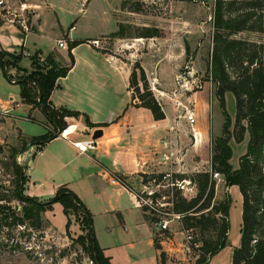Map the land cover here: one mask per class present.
Masks as SVG:
<instances>
[{
  "label": "crops",
  "instance_id": "1",
  "mask_svg": "<svg viewBox=\"0 0 264 264\" xmlns=\"http://www.w3.org/2000/svg\"><path fill=\"white\" fill-rule=\"evenodd\" d=\"M36 6L40 7L36 29L25 33L16 25L5 21L0 24V46L9 52L22 53L20 66L27 72H31L32 57L36 52H39L41 60L54 51L60 52L62 55L60 60L55 61L58 67H63L67 66L69 61L71 41H83L71 50L75 63L66 76L57 79L50 101L56 108L80 111L81 116L86 115L96 125L90 126L86 123V118H84L85 123L80 118L78 122L80 129L67 137L60 135L43 143L29 142L26 149L17 156L18 161L24 165L26 176L24 193L45 201L53 197L61 186H67L79 196L91 212L95 210V204L99 205L101 215H104L105 219L109 218L112 221L114 215L117 217V222L113 220L111 225L108 223L105 225L110 234L121 230L124 233L122 236L126 238L125 234L129 232L131 225L148 230L145 244L141 242L142 234L137 235V242L125 241L117 244L111 238V241L106 243L98 233L99 222L96 214L92 212L96 237L112 264H161L162 252L165 264H174L172 260L176 257L185 261L189 255L188 251L192 249L184 245L183 238L177 240L171 230L162 232L155 225L153 226L145 213L137 207L134 191L143 188L146 176L166 171L185 175L200 172L199 167L203 166L209 157L208 142L213 139V135L215 137L223 135L225 122L223 116L222 131L216 133L214 120L217 113L222 114V109L216 94L215 100L213 98L212 86L210 85V89L202 86L196 91L187 89L185 96H183L182 89L177 87L170 93L167 82L178 80V75L173 72L168 78L169 50L162 45L166 39L165 36L140 37L127 34L111 37L112 41H110L108 35L117 32L118 29L102 32L95 37L82 33L76 35L77 23H73L68 31L64 30L61 15L56 12L55 7L47 3L45 6L47 8L50 6L52 11L57 13V27L65 31L68 49L58 48L57 43L61 37L55 38V43L50 50L42 49L38 45V40L44 29L41 15V9L44 6ZM81 13L86 14L87 9L84 8ZM111 19L117 24L114 16H111ZM72 26L75 27L72 28ZM138 39H148V44L154 43L158 50L160 49V53L153 57V48L150 46L142 53L141 48H137L136 45ZM94 40H99V44H94ZM83 47L85 50H81ZM63 50H68L67 54L63 53ZM184 53L183 45L182 48H176V56L182 58ZM137 61H140L149 80L154 81L163 103L174 107L171 111L163 108L166 114L163 119H155L150 109L136 106L137 100L132 101V92L129 89L130 74ZM10 81L0 65V146L6 144L8 147L20 148L24 140L43 136L49 132L50 127L46 125V118L38 107H32L22 101L20 85V100L15 101L11 88L18 83ZM228 93L232 92L227 91L225 94L226 107H228ZM189 101L196 103L195 108L188 110L194 113L197 126L202 132V141L197 144H193L191 126L186 113L179 109L181 105L187 106ZM227 110L234 123L236 101L235 114L229 108ZM28 116L36 118L35 120H38L40 124L30 122L33 119ZM243 122L246 126L248 125L246 120ZM74 126L76 127L77 124ZM97 129H101L103 134L97 138L94 148L81 153L73 146L71 141L88 139ZM249 140V130L245 132L244 140L239 143L232 137L229 144L233 153L234 145H241L245 142L248 146ZM164 142H170V147H165ZM247 146L241 155L247 151ZM170 152L173 153L172 160L164 161L163 154ZM230 163L234 169H237L240 165V158L239 162L234 164L232 154ZM116 175L122 177L126 183L120 182ZM216 181L213 204L224 201L227 193L231 195L232 188H239L238 185H227L224 176ZM219 185L224 186L223 196L217 194ZM124 195L128 196L132 209L136 212L128 211V208L121 202ZM230 210L227 245L210 257L206 264H226L221 261L219 255L228 247L231 249L227 264H232L234 249L241 244L243 197L238 222L240 238L234 245L229 243L232 229ZM50 211L47 210L45 213L50 215ZM43 216L45 219H50L44 213ZM131 219L136 220L134 225L130 222ZM155 239L159 247H156ZM119 245H127L129 252L124 258L116 260L115 254L118 252Z\"/></svg>",
  "mask_w": 264,
  "mask_h": 264
},
{
  "label": "trees",
  "instance_id": "2",
  "mask_svg": "<svg viewBox=\"0 0 264 264\" xmlns=\"http://www.w3.org/2000/svg\"><path fill=\"white\" fill-rule=\"evenodd\" d=\"M140 10V6L133 8V11ZM213 26L214 45L210 55L209 72L210 79L215 84V94L220 101L225 119L223 135L216 137L213 142V169L225 176L227 185H238L243 197L241 244L234 249L232 264H264V43L231 37L244 30L264 33V0H215ZM113 35H123V33L119 30ZM160 36L162 35L159 28L151 27H147L140 35V37ZM82 42L71 41L70 65L59 68L56 66L46 72L41 70L42 65L38 60L39 52L32 57L31 72H27L19 64L23 54L19 53L15 56L17 61L13 65L18 73H21L18 74L16 83L21 87L22 101L32 107H38L46 118V125H52L56 129L53 133L49 130L43 136L32 138L31 143H43L60 136L67 124V116L82 115L77 110L56 108L50 101L57 79L66 76L75 63L71 50ZM186 50L189 52V46H186ZM5 55L13 54L4 49L0 50V65L6 77L11 80L6 68L11 62L5 58ZM129 89L132 92V101L137 100L136 106L150 109L155 119L166 117L161 103L152 92L146 72L139 62L133 65ZM37 90H40V94ZM227 91H231L235 96L234 123L226 107L225 94ZM84 116L88 125H96L86 115ZM28 117L32 119L31 116ZM244 120L247 121V126ZM247 130L250 133L247 151L241 155L239 167L234 169L230 163L233 151L229 142L232 137L238 143L243 141ZM27 144L28 142H23L20 148L9 147L16 178L13 195L24 205L20 215L11 205L0 206L2 214L0 230L4 226L12 227L26 221L34 228L40 229L42 213L51 210L55 203H61L65 215L68 216L67 228L71 225L70 209L76 215L83 213L86 223L84 230H87L85 237L88 240L87 251L93 263L112 264L96 237L93 213L75 192L67 186H61L53 197L45 201L24 193L26 176L25 172L21 175L22 168L17 162V156L26 149ZM189 175L198 182V194L190 200L180 198L175 209L192 213L185 216L184 226L199 229L203 245L199 249L197 264H206L210 257L227 245L232 199L227 193L224 201L213 204L217 181L211 179L207 171L194 172ZM178 176L186 175L178 174ZM149 177L146 176L144 180L147 181ZM116 178L126 183L122 177L116 175ZM205 195V199L198 205ZM146 217L150 219L147 215ZM154 241L156 247H159L157 240ZM161 264H165L163 252L161 253Z\"/></svg>",
  "mask_w": 264,
  "mask_h": 264
},
{
  "label": "rangeland",
  "instance_id": "3",
  "mask_svg": "<svg viewBox=\"0 0 264 264\" xmlns=\"http://www.w3.org/2000/svg\"><path fill=\"white\" fill-rule=\"evenodd\" d=\"M12 2L13 0H11V3ZM20 2L30 4L29 6L33 10V12L29 14L30 31L36 29L39 21L37 14L40 12V7L36 5L44 6V8L41 9L44 29L39 37L38 45L45 50H50L52 48L55 43V38H66L64 30L68 31L73 23H77L76 26L78 27V30L76 35H81L82 33L92 37L99 36L102 32H108L115 29H118V31L121 30L123 35L129 34L140 36L147 27L159 28L161 35L166 38L162 45L166 46L169 50L168 78H170V74L173 72L178 75V80H168L167 84L169 86V92L171 93L174 91L173 89H176L177 87L182 89L183 96H185L187 89L196 91L200 90L202 86H206L210 89L211 85L213 88L211 89L213 98L215 100V86L214 84L212 85L209 72L210 55L214 45L213 18L215 0H127V2L125 0H87L85 7H83V9H87L86 14L81 13L82 6L80 5V0H16L14 1V4L19 6ZM46 3L55 7L56 12L61 15L62 23L65 28L64 30L57 27V13L52 11L50 6L47 8L45 6ZM138 6H140L141 10L133 11V8ZM111 16H114V19L117 20V24L111 19ZM5 21H8L6 17H0V24L5 23ZM108 37H110L109 40L112 41L111 37H114L113 33L108 35ZM231 37L250 42L264 43V33L256 31L244 30L233 34ZM66 40L68 41V39ZM147 40L148 39H138L136 44L137 48H141L142 53H144L145 48L150 46L153 48V57L159 54L160 49L158 50L154 43L149 45V41ZM182 45L185 53L181 58L180 56L178 57L175 55V51L176 48H182ZM186 46H189V52H187ZM58 48L61 47L58 46ZM2 49L3 47L0 46V50ZM81 50H85V47ZM62 52L67 54L68 50H63ZM11 54L13 55H5V58L11 62L6 68L12 72L14 78H18V74L20 75L21 73H18L13 63L17 61L15 56L19 53L11 52ZM61 56L60 52L54 51L49 57H45L44 60L38 58L42 65L41 70L46 72L54 67L56 68V66H58L56 61L58 62ZM137 62L140 63V61ZM70 63L71 58L69 55L67 65ZM193 82L201 85V87H196V83L193 84ZM148 83L155 97L161 103L162 108L171 111L174 107L163 103L160 93L156 90L154 81L149 80L148 78ZM11 90L15 95V101H17V99L20 100L19 84L13 85ZM37 92L40 94V90H37ZM227 103V108L235 114V97L233 93H228ZM195 104L196 103L193 101H189L187 102V106L181 105L179 109L183 110V113H186L188 109L195 108ZM176 108L178 109V106H176ZM80 118H82L85 123L84 116H67L65 129L68 126L76 124L77 126H74V128L76 130L80 129V125H78ZM32 119L33 121L30 122L40 124L37 122L38 120H35L36 118L33 117ZM222 120L223 115L217 113L214 120V130L216 133H221L222 131ZM81 124L83 125V123ZM49 127L50 130H52V133L56 130L52 125ZM231 129H233V127ZM215 138V135H213V142ZM31 140V138L29 140H24V143H29ZM246 146L245 142L241 145H234V164L239 162L240 155L245 150ZM10 155L11 151L8 145L4 144L0 146V206L11 205L13 209L17 210V213L20 211L21 214L24 203L17 200L13 195L16 186V178ZM208 161L209 157L207 162L199 167L200 172L206 171V168L209 167ZM17 162L22 168V175L24 174V165L18 161V158ZM217 194L218 196L224 195V186H218ZM230 196L232 199L230 210L232 229L229 243L234 245L236 244L237 239L240 238L238 222L241 216L242 196L239 188H232ZM121 202L128 208V211L136 212L132 209V204L127 195L122 197ZM98 206L99 205L94 204L95 210L92 212L96 214L98 219V233L103 241L108 243L111 241V238H113L117 244L124 243L125 241L137 242V235L142 234L143 240L141 242L143 244L146 243L148 230L139 229L132 225L129 228V232L125 234L126 238L122 236L124 233L121 230L110 234L105 227L106 223L111 225L113 220L117 222L118 219L115 215L112 221L109 218L105 219V217H103L104 215H101V209ZM139 210L143 212L141 208ZM43 213L50 217V219H45ZM43 213L41 215L42 226L40 229L34 228L28 221L12 227L4 226L1 228L0 264H92L87 251L88 240L85 238L87 230H84L86 228V223L83 213L80 212L76 215L75 212L70 209L69 218L71 220V225L68 228L66 227L68 216L65 215L61 204H55L54 208L50 211V215L45 212ZM1 216L2 214L0 213V217ZM135 221V219L130 220L133 225L135 224ZM150 222L154 226L153 222ZM102 224H104V226H102ZM138 230L140 232H137ZM170 230L175 234L177 240L183 238L178 221L171 224ZM196 236V240L200 243V246H202V235L199 229L196 231ZM230 249L231 247L226 248L221 252V255H219L221 261L226 264L229 263ZM117 251L115 258L116 260H120L126 256L129 249L127 245H119ZM188 253L189 255L185 261L176 257L173 258L172 262L174 264H197L200 251L197 248H193L191 251H188Z\"/></svg>",
  "mask_w": 264,
  "mask_h": 264
},
{
  "label": "built area",
  "instance_id": "4",
  "mask_svg": "<svg viewBox=\"0 0 264 264\" xmlns=\"http://www.w3.org/2000/svg\"><path fill=\"white\" fill-rule=\"evenodd\" d=\"M11 3V0H0V17H6L8 21L16 25L23 32L30 31L29 26V14L33 12L30 4L26 2H20L19 6ZM87 0H80V5L85 7ZM75 26H72L74 28ZM94 44H99V40H94ZM58 46L63 49H68L67 40L61 38L58 40ZM11 76V81L16 82L17 78H14L12 72L7 70ZM196 82H193V84ZM35 84V83H34ZM36 86V85H35ZM200 88L201 85L195 84ZM187 119L191 126V137L193 144H197L202 141V132L197 126V119L192 111H186ZM76 131L74 128L71 132L66 134V130L60 133L61 136L67 137L72 132ZM73 146L81 153L95 147L97 139L90 137L82 141H71ZM165 147H170V142H164ZM209 149V161L206 171L210 173L211 179L218 180L223 177V174L213 169V141L208 142ZM173 153H164L162 158L164 161H171ZM182 174L174 171H166L151 175L147 181L143 184V188L134 191L135 203L137 207L141 208L143 212L150 218L149 220L162 232L170 231L171 224L178 221L183 234V243L188 249L197 248L200 249V243L196 240L197 228H187L184 226V218L191 212H181L175 209V205L180 198L190 200L195 198L198 194V182L192 178L189 174L184 177L178 176ZM207 195V194H206ZM203 197L202 201L205 199ZM213 203V201H212ZM256 241V240H254ZM92 264L93 261L90 259Z\"/></svg>",
  "mask_w": 264,
  "mask_h": 264
},
{
  "label": "water",
  "instance_id": "5",
  "mask_svg": "<svg viewBox=\"0 0 264 264\" xmlns=\"http://www.w3.org/2000/svg\"><path fill=\"white\" fill-rule=\"evenodd\" d=\"M102 134H103V131L101 129H97L94 131L92 137L94 139H97L98 137L102 136ZM18 214H20V211H18Z\"/></svg>",
  "mask_w": 264,
  "mask_h": 264
},
{
  "label": "bare ground",
  "instance_id": "6",
  "mask_svg": "<svg viewBox=\"0 0 264 264\" xmlns=\"http://www.w3.org/2000/svg\"><path fill=\"white\" fill-rule=\"evenodd\" d=\"M74 128V125L68 126L65 130H66V134H68L69 132H71Z\"/></svg>",
  "mask_w": 264,
  "mask_h": 264
}]
</instances>
